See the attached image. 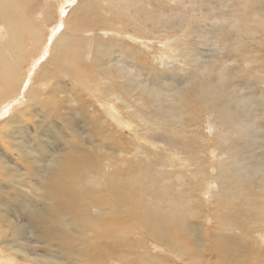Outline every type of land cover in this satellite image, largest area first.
<instances>
[{
    "label": "rangeland",
    "instance_id": "1",
    "mask_svg": "<svg viewBox=\"0 0 264 264\" xmlns=\"http://www.w3.org/2000/svg\"><path fill=\"white\" fill-rule=\"evenodd\" d=\"M85 1L33 0L25 12L28 19L32 17L40 25H43L41 17L45 18V14L49 15L48 18L51 20L42 26L46 32V39L41 44V48L40 45L30 46L32 61L25 66V77L18 85L17 92L0 104V130L8 129L5 121L14 113L20 120L19 124L24 123L25 126L20 129L21 131L18 130L20 137L14 141L0 133V143H3L6 149L3 153L6 158L0 156L2 161L0 162V174L4 173L3 175L6 176L0 175V184L2 185L0 195L4 194L7 202L4 207L8 206V209L2 210L0 213V264H44V261L52 260H49L50 257H54L58 264H140L142 259L148 262L151 258H153V264H198L191 262L193 259L199 260L201 264H215L216 262V264H264V247L257 239L258 234L264 235V225H260L263 229H259L257 223L244 220L242 223H248L249 226L242 229V225L232 222L229 215L221 214L228 211L224 202L232 191L238 194L231 215L242 210L238 202L246 201L243 195L252 193L246 202L247 206H245L252 212L255 209L256 212L258 207H262L260 202L264 205V180L261 177L264 176V110L262 108L264 103V42L259 41V39L264 40V31H262L264 28H260V25L264 23V0H115L114 6L108 4L107 0L105 3H103L104 0H99L101 2L97 1L96 13L94 11L92 13L90 10L89 24L83 26L82 19H86V15L73 18L75 12L72 9L80 3L85 4ZM67 22H71L69 24L72 27L76 26L75 24H80L79 27L85 30L81 35L82 39L79 38V41L71 45L73 50L76 48L73 46L82 45L83 48L79 49L81 54L77 55L75 51L70 50L69 58H67L69 63L65 64L71 68V71H76V73L78 71V74L68 71L65 75L61 71L54 70L53 66L51 77L39 80L40 68L48 60L54 40L63 32ZM246 27L259 29L256 30L259 33L252 32L250 34L249 31H244ZM238 30L241 32L238 33ZM120 31L123 36H126L124 47L127 49L134 43L132 41H136L137 51L135 53L126 52L127 54L121 51L120 56V46L115 45L118 50L112 52L113 56L110 57L112 63L109 65L113 69L120 68L119 73L123 74L121 77L123 80L118 77V79L110 78L109 82L114 80V85L109 82L106 85L118 88L119 82H125L127 78L134 75V91L130 94L133 97L120 91L123 96L129 97L136 107V111L119 110L118 113L126 123L125 126H117L118 124L112 117L108 115L106 117L99 105L94 104L88 92L83 89L84 85L86 87V83L84 84L86 79L83 80V78L93 79L91 80L93 83L101 82L104 80L105 74H110V71L107 72V67L99 65L104 63L105 56L103 52L99 55L100 52L94 49L96 36L109 37L117 35ZM130 35L135 38L132 39L129 37ZM237 37L238 39L241 37L242 45H236L234 42ZM167 45L172 49L165 47ZM84 49L85 51L89 50L86 57ZM94 53L98 60L93 57ZM161 55L162 57L167 55L170 58H162ZM131 61L134 65L131 64ZM32 62H35V65ZM124 77L126 78L124 79ZM76 81L82 82V87ZM210 84L215 86L212 91V99L215 94L223 96L222 101L230 98L236 101L239 99L236 103L244 114L241 112L243 115L237 120L239 121L237 123L244 125L242 131L245 136L238 132L242 131L234 122L229 126L220 125V120L210 114L211 111L208 109V111L206 109H203L204 112L201 111V120H204L197 124L194 123L196 120L191 118L180 120L177 119L179 113H171V110L177 111L179 104L184 102L182 98L187 97V93H191L200 86L203 88ZM58 86H64L70 90L69 92L72 91L74 95H79V98H82L81 100L86 103L70 104L67 101L70 99V93L58 92ZM29 92H32L33 95L31 96ZM204 92L207 93L208 89ZM51 98L52 100H50ZM51 101L53 102L52 106L49 104ZM188 102L195 106L194 102ZM231 103L233 104V102ZM32 108L37 110L33 111ZM216 115L219 114L216 113ZM142 116L148 121L154 122L155 126L151 124V127L147 121H140ZM109 117L112 119L110 120ZM37 120L39 121L38 126L36 125ZM131 120L136 122L134 126H132ZM248 124L250 130L246 133L244 129ZM62 125L65 126V129ZM196 125L197 127H195ZM82 128L91 132H86ZM183 129L187 133L195 131L186 135L180 134V130ZM132 132L134 133L132 134ZM67 135L71 139L70 143H67L65 138ZM147 135L160 146L164 144L166 149L165 152H159L156 155L158 157H153L154 159L139 161L137 155L139 154L141 157L140 151L143 149L140 144H144L139 142L140 137L144 136L148 139ZM82 138L90 146L84 145ZM21 141L26 142L29 147L27 150L29 155L26 156H30L32 159L28 163L23 160L27 157L16 159L12 154L14 147L10 142L19 144L22 143ZM184 142L194 144L196 153H192L193 158L190 160L187 154L179 151L176 161L169 157L167 159L168 150L171 152L169 145L172 144L173 148L176 147L180 150L181 144ZM41 143L44 145L43 149L46 150V153L45 155H36L35 150L39 146L41 147ZM232 144L236 145V149ZM69 145L83 146L86 150L85 157L89 159H94L97 154L103 156V153H109L110 157L106 161L112 171L117 167L128 169L126 172H122L123 174H121V169L114 172L116 180L124 183H132L133 177L136 176L138 179V176L143 177V174L149 171L145 182L146 186L150 185L151 188L147 192L145 191L147 194L144 192L143 195L139 191L136 193L144 199V202H147V205H160L161 210L165 208L170 211L176 208L171 202L165 203L168 198L173 197L171 199L183 202L182 214L185 222L198 228L195 231L190 230V232L181 228L175 230L172 236L177 240L180 238L179 241L181 240L188 248V253L173 254L166 252L167 250H163V248H153V238L143 230L133 231L129 239L124 244L122 243L123 245L117 251L113 246L114 239L103 236L101 231H98L99 228L102 229L100 226L95 227L97 228L95 230V228L84 229L85 225H83L79 227V230H82L80 234L79 231L68 229L67 220L72 219L75 215H78V218L83 216L84 219H89L91 214L94 216L98 212L96 207L90 206L84 212H80L81 189L79 186L77 192L73 193L75 195L71 202L59 203L61 201H58L51 191L49 192L48 187L51 182L50 179L48 180V164L51 165L61 151H67ZM135 145L141 146L139 151L136 150L137 146ZM144 148L151 150L148 144H145ZM112 150L122 151L121 156H113ZM235 151L239 152L243 165L237 166V161L231 163L232 165L225 163L229 155ZM0 152H2L1 149ZM78 154L75 153L76 156ZM169 154L171 156L172 153ZM198 157H201L202 160L198 161ZM172 161L176 163L168 168V170H172L171 173L167 176H157L155 184H150V176H154L155 167L160 173V169ZM182 161L188 165H184L182 169L179 168L183 171L180 172V175L176 167H179ZM137 162L141 164L140 167L136 165ZM6 166L8 170H6ZM79 169L82 171L81 176L78 174V182H81L82 185H86L87 182L95 184L97 180L93 179L100 178L101 191L107 195L109 183H105V186L102 187L103 181L107 179L105 167L101 170L91 171L87 163H82ZM241 172L251 174V181L257 185L241 181L249 179ZM240 176H243V179L239 180ZM163 177L167 179L165 184L168 188L167 192L161 189L164 186L160 184ZM104 178L105 180H103ZM58 179H61L62 182L70 181V175L65 174ZM157 182L160 186L156 184ZM155 186L160 188L157 189ZM227 187L232 189H225ZM154 188L156 191L153 192ZM85 191L88 192V189L85 188ZM163 192L164 194H162ZM258 203L261 205L258 206ZM3 213L7 218L10 215L12 218L10 223L16 225V234L11 238L7 236L10 226L2 218ZM219 213L222 218L225 216L229 218L228 224H217L216 217ZM84 214L88 216H84ZM51 215H54L56 219L48 220ZM120 216L122 220L124 218L132 220V217L126 213H122ZM239 229L242 231L240 232ZM53 233L56 238L49 237L48 234ZM10 239H12V243H7ZM134 240H142L146 245L145 247L141 246L143 250L140 247L137 254L129 252L137 245L136 242H133ZM82 242L84 245L80 244ZM103 243L106 247L100 251L98 245ZM149 253L155 254L149 258ZM79 254L85 256L80 257ZM114 254L117 257H114ZM88 257L92 263L86 262Z\"/></svg>",
    "mask_w": 264,
    "mask_h": 264
},
{
    "label": "bare ground",
    "instance_id": "2",
    "mask_svg": "<svg viewBox=\"0 0 264 264\" xmlns=\"http://www.w3.org/2000/svg\"><path fill=\"white\" fill-rule=\"evenodd\" d=\"M97 1L101 2L99 0H86L85 4L80 3L77 6H75L72 9V11L75 12V14H73V18H75L76 16H79V15H80V17L86 15V19H82V23L81 24H83V26H84V24L88 25L89 24L88 20L91 18V14L89 12H90V10H92V13H93V11L96 13ZM107 1H108V4H110V5H113L116 2L115 0H107ZM32 2H33V0H0V104L4 100H6L10 95L12 96V94H15L17 92L18 85L20 83H22V80L25 77L24 76L25 66L28 65L29 63H31L30 61H32L31 58L33 57L32 55H30L32 53L31 47H33V45H40V48H41V44L44 43L45 42L44 39H46V37H45L46 36V32H44L42 26L47 24L49 22V20H51V18H48L49 15H47V14H45L47 18L46 17L45 18L41 17L43 25H40V24L36 23L33 20L32 17H31V19H28L25 16V12L29 8V6L32 4ZM103 3H105V0H104ZM102 7H100V8H102ZM117 8H118V6H117ZM69 23H71V22H67V25L65 26L64 30H62L63 32L62 33L60 32L61 34H59L55 38V40H54L55 42L53 43V46L51 47V50H50V53H49V58L40 68V71H39V74H38L39 80L46 79V78L49 79V77H51V75H52V67L53 66H54V70L61 71L65 75H67L68 71H71V68L68 67V65H65V64L69 63L67 61V58H69L68 53H70V50H73L71 45H73L77 41H79V38L82 39L81 35L83 34V32L85 30L83 28L79 27L80 24L79 25L75 24L76 26L72 27L71 24H69ZM256 23H258V22H256ZM248 27H246L244 31H249L250 34L252 32L254 34L259 33V31H256V30H259V29H256V28L248 29ZM260 28H264V23L260 25ZM239 31L241 32V30H238V33H239ZM262 31H264V30H262ZM122 34H121V31H120L117 35H110L109 37H103V36H99V35L96 36L97 38H95V40H94V49H96L98 52H100V53H98L99 55L101 54V52H103L104 56H105L103 58V62L104 63H101L99 65H103L104 67H107V70H108L107 72L110 71V74L109 75L105 74L104 77L102 76L104 78V80L103 81L100 80L101 82H94L93 83L91 81L93 79L90 80L88 78H83V80L86 79V82H84V84L86 83V87L84 85L83 89L86 92H88V95H90L93 103L94 104L96 103L97 106L99 105L101 110L106 114V117L108 115V116H110V117H112L114 119V121L118 124L117 126H125L126 125V123L121 119L120 114L118 113L119 110L120 111H122V110H125V111H128V110L136 111V107L132 104V102L129 99V97H125V96H123L120 93V91H123V93L126 94L127 96H130V94H132V92L134 91L133 84L135 82V80L133 78L134 75H132L129 78H127L126 79L127 81H125V82H122V81L119 82L120 84H119L118 88L115 87L116 89L112 85H111V87L107 86L108 84L106 85V83H108L110 81V78L111 79L112 78H117V77L121 78L123 76L122 73H119V71H120L119 69L120 68L113 69L109 65L110 63H112L110 61V57L113 56L112 52L114 50H118V49H116L115 45L120 46V49H119L120 50V54H119L120 56L122 54L121 51H123L125 53L126 52L127 53H135L137 51L136 41H132L131 40L134 43L131 44L127 49H126V47H124V42H125L124 39L126 38V36H123ZM250 34H247V35L251 36ZM111 36H115V37L112 38ZM129 37H131L132 39L135 38L132 35H130ZM240 38L239 39H238V37L235 38L234 42L236 43V45H242L243 44V41H241ZM112 41L116 42V43L114 44ZM259 41L264 42L263 39H261V40L259 39ZM89 44H91V43H89ZM145 46H147V44H145ZM73 47H76L75 50H73V51H75L77 55H78V53L80 55L81 54L80 50H81L82 45L73 46ZM112 47H115V48H112ZM165 47H167L170 50L172 49L171 47H169V45H167ZM88 48H90V45H88ZM30 50H31V52H30ZM84 51H85V49H84ZM87 51H89V50H86L84 52L85 57L87 55ZM36 53H34V54L36 55ZM94 55H93V57L98 60V58L96 57L95 53H94ZM161 57H162V55H161ZM163 57L170 58V56H167V55H163ZM115 59H117V58H115ZM74 60H76V59H74ZM129 60H131V59H129ZM36 62H37V60H36ZM99 62H100V59H99ZM125 62H127V61H125ZM34 63H33V65H35ZM131 64L134 65L133 62ZM30 65H32V64H30ZM123 67H125V66H123ZM128 71L130 72V70H128ZM71 72L73 74H78V71H77V73H76V71H71ZM53 76H54V74H53ZM126 77H124V79ZM97 78H99V77H97ZM76 79H78V78H76ZM99 79H102V78H99ZM44 81H47V80H44ZM113 81L111 83H113ZM76 83L79 86L82 87V82L76 81ZM114 83H113V85H114ZM221 83L223 84L224 82H221ZM54 87H55V85H54ZM111 88H114V89H111ZM214 88H215V86L214 85L211 86V84H210V85H207V87L205 86L203 88L200 86V87L196 88L194 91H192L191 93H187L186 94L187 97L182 98V100L184 102L182 104H179V107H178L177 111L171 110V113L172 114L179 113L178 116L177 115L176 116H177V119L179 118L180 120L185 119V118L186 119L187 118H191L193 120H196V122H194V123L197 124V123H201L204 120V119L201 120V111L203 109H206V110L208 109V110L211 111V112H209L210 114H212L214 117H216V118H218V120H220V125L229 126L231 123L234 122V124L237 125L238 128L242 131V127L244 125L237 123V122H239L237 120L244 114L243 110H241L238 107V105H237L239 99L236 101L235 99L230 98L229 100H223L222 101V99L224 97L223 96H219L218 94H215L214 99H212L213 98L212 91H213ZM54 89H56V88H54ZM57 89H58V92H65V93L67 92V94L70 93V97H69L70 99H67V101L70 102V104L71 103H73V104L74 103L75 104H84V103H86L84 100L83 101L81 100L82 98L81 99L79 98V95H74L72 91L69 92L70 90L66 89L64 86H60V87L58 86ZM207 89H208V92L207 93L204 92ZM30 95L32 96L33 93L31 92ZM152 96H153V93H152ZM130 97H133V96L131 95ZM149 97H151V96H149ZM50 100H52V98ZM188 101L194 102L195 106H193L192 103L191 102L189 103ZM231 102H233V104ZM51 103H53V102L51 101L49 104L51 105ZM114 104H116L118 106H115ZM46 107H48V106L46 105ZM230 107H234V108H230ZM262 108L264 110V103L262 104ZM32 110L36 111L37 109H35V108L33 109L32 108ZM203 112H204V110H203ZM241 112H243V114ZM216 113L219 114V115H216ZM185 115L187 117H184ZM245 115H246V113H245ZM250 115H252V114H250ZM112 118H110V120ZM19 121L20 120L18 119L17 115L14 113L13 115H11V117L9 119H7L5 121L6 127H8V129L6 131L1 129L0 133H3L4 134L3 136L6 137V138L8 137L11 141H14L15 139L19 138L20 136L18 134L19 133L18 130H20L21 128L25 127L24 123L22 122L23 124L20 125ZM114 121H113V123H114ZM140 121H143V122L147 121L149 123L148 124L149 126H151V124L153 126H155L154 122H152L151 120L148 121L143 116L140 118ZM179 121H177V122H179ZM36 123H37L36 125L38 126L39 121L37 120ZM131 124H132V126H134L136 124V122L131 120ZM131 124H129V125H131ZM107 125H109V124H107ZM17 127H19V128H17ZM63 127L65 129V126H63ZM63 127L60 128L61 131L63 130ZM195 127H197V125ZM248 127H250L249 124L244 129L246 133H247V131L250 130V129H248ZM82 129H84L86 132L87 131L91 132L89 130H86L85 128H82ZM175 130L177 131V129H175ZM194 131L195 130H192L191 132L187 133V131L185 129H183V130H180L179 133L186 135V134H189V133H194ZM238 132L242 136H245L243 131L242 132L238 131ZM133 133L134 132H132V134ZM82 134H84V133H82ZM147 136H148V139H146L144 136L140 137V141L139 142L144 143V144H140L143 147H141L139 145H135V146H137V148H136L137 151H139L140 147L144 149V150L141 149V151H140V155H141L142 158L139 156V154L137 155L139 161H141L142 159L151 160L153 157H158L156 155H158L159 152H161V151L165 152V149H166L164 144L162 146H160L157 142H155L153 139H151V137L149 135H147ZM65 138L67 140V143L71 142V139L68 138V135ZM84 138H82V141H83L82 143L84 145L90 146V144L86 143L85 139H87V138H85V139ZM225 142H226V140H225ZM17 143L10 142L12 147H14V153H12L13 156L16 159H18V158L23 159V158L27 157V159H23V160H25V162L28 163L32 159L30 156H26V155H29L28 151H27L29 147H27L26 142L25 143L22 142L23 144L22 143L17 144ZM246 143H248V142H246ZM145 144H148L151 147V150L145 149L144 148ZM232 145L236 149V145H234V144H232ZM252 145H254V144H252ZM169 146H170L169 149H171V152L168 150L167 159L169 157L171 159H174V161H176V158H178L179 151H181L182 153L187 154L188 157L190 158V160L193 158L192 153H194V154L196 153L195 152V146L192 143H185V142L182 143L180 150H178L175 146H174L175 148H173L172 144H170ZM43 147H44V145L41 143V147L39 146V148L37 150H35L36 155H41V154L45 155L46 150L43 149ZM0 149L2 150V152H0V156L5 157V155L3 153H5L6 149L4 148L3 143H0ZM187 149H191V150L188 151ZM85 151L86 150H85V148L83 146L78 147V146L69 145L67 151H65V150L61 151L59 153V155H57L54 158L52 164L51 165L48 164V167H49L48 180L50 179V182H51V185H49L48 189H49V192L51 191L52 195H55V198L58 201H61L59 203H63V201H70L71 202V200H73V197L75 195L73 193L77 192V187L79 186V188L81 189V194H80V198H79V200L81 201L80 202L81 205L79 204V206L81 207V209H80L81 211L80 212H84L85 209L88 206H90L92 208L96 207L98 209L97 214L94 215V216H92V214H91L89 219L88 218L84 219L83 216L81 218H78V215L77 216L75 215L72 219H68L67 220V228L68 229H70L72 231H79L78 233L80 234L82 230H79V227H82L83 225H85L84 229H89V228L92 229V228H95L97 226H100V227H102V229L99 228L98 231H101L103 236H106V237L114 239L115 243L113 244V246H114V248L116 247L115 249L117 251H119L120 246L123 245L124 242L129 239V236L131 235V233L133 231L137 232V231L143 230V231H145L147 234H149L153 238V242H154V243L152 242L153 248H155V249L156 248L157 249L163 248V250H167L166 252L173 253V254H175V253H177V254L178 253L179 254L180 253H188V248L183 244V242L181 240L179 241L180 238L177 240V239H175L172 236L175 230H178V229H181V228H183V230L184 229L188 230L189 232H190V230L191 231H195L198 228L195 225H194V227H195L194 228L191 224H188V223L185 222V219H184L183 214H182L183 213V209L182 208L184 206L183 202H179V201L177 202L175 199H171L173 197L166 199L165 203L166 202H171L174 206H176V208L174 210H170V211H167L165 208H164V210H161L160 209L161 208L160 205H151V204L147 205L146 204L147 202H144L143 201L144 199L139 197V195L136 192L139 191L141 194L144 195V192L145 191L147 192L151 188L150 185L146 186V182H145V180H147V178H148V173L147 172H149V171H147V172H145L143 174L144 178L141 177V176H138V174H137L138 179L136 178V176L133 177V178L131 177L132 178V181H131L132 183H130V182L124 183V182H122L120 180H116L115 173H114V172H118L119 169H121V168H119V167L113 168L112 167L113 168V171H112L110 165L107 164L108 161H106V159L107 160L109 159V157H110L109 153H103V156H102V154L101 155L100 154L96 155V153H95L96 157H94V159H89L88 157H85L86 156ZM149 152H151V153H149ZM75 153L76 154L79 153L78 156H76ZM111 153L115 157H120L121 154H122V151L120 152V150H112ZM169 153H172L171 156H170ZM238 153L239 152L235 151L232 154H230L229 158L227 159V161L225 163L227 165L228 164L232 165L231 163L237 161V166L243 165V160H242L241 157H239ZM118 154H119V156H118ZM106 156H108V157H106ZM198 158H199L198 161L202 160L201 157H198ZM86 159H89V160L87 161ZM38 160H39V158H38ZM103 160H104V162H103ZM154 161H157V160H154ZM0 162H2V161L0 160ZM42 162H43V160H42ZM82 163H87L88 167H89V169L91 171L92 170H96V169L101 170L104 167L106 168V177H107V179L106 180H105V178L103 179L105 181H103L102 187L105 186V183H107V182L109 183L108 188H107V195H104V193L101 191V188H100V186H101L100 184L101 183H100V180H99L100 178H94L93 179V180H97V182L95 184L87 182L86 185H82L81 182L77 181L79 179V175L81 176V171L82 170L79 169V168L81 167ZM109 163H110V161H109ZM175 163L176 162L172 161L171 163H169V165L165 164L164 168L160 169V173L157 172V167H155V172L153 173L154 176H150V184H155L156 178L159 175L160 176L169 175L172 170H168V168L172 167V165H174ZM177 163H179V162H177ZM136 165L140 167L141 164L139 162H137ZM184 165H188V164H186V162L182 161L181 165L179 167H176V169L179 170L180 167H181L180 169H182V167H184ZM188 167H187V169H188ZM5 168H6V170H8L7 166ZM26 169H27V167L25 168V170ZM187 169H186V171H187ZM225 169H226V165H225ZM127 170L128 169H124V168L121 169V174H123L122 172H126ZM181 171L182 170H179V172L177 171L178 174H180ZM241 173L246 175L249 179L248 180H241V179H243V176H240L238 178L239 180L245 181V182H250L253 185H257L255 182L251 181V176H252L251 174H247L248 172L247 173L241 172ZM3 174L4 173H1L0 175L4 176ZM65 174L70 175V181H63L62 182L61 179H58L61 176H64ZM4 177H6V176H4ZM219 177H220V174H219ZM261 177L264 180V176H261ZM223 178H225V177H223ZM162 179L163 180H162V182L160 184L164 185V186H162L161 189H163L164 192H167L168 188L165 185L167 183V179L165 177H163ZM178 179H180V178H178ZM120 182H122V183H120ZM156 184H158L160 186L159 182H157ZM262 184H263V182H262ZM159 186H157V187L155 186V187L158 189V188H160ZM1 188H2V185L0 184V190H1ZM85 188L88 189V192L85 191ZM156 188L153 189V192L156 191L155 190ZM225 189L231 190L232 188L227 187ZM233 189H235V188H233ZM251 189H252V187H251ZM21 192H23V191H21ZM160 192H162V191H160ZM164 192L162 194H164ZM237 194L238 193H236L235 191H232L229 194V197H227V200H225V202H224L226 204L227 208H228V211L227 212L225 211V213L222 212L221 214L222 215H229L231 217V221L232 222L240 223L242 225V229L247 228L249 226L248 223H242V221H244V220L245 221L249 220L252 223H257L259 229H263L262 227H260V225L261 226L264 225V223H263V221H264V205H263V203L260 202L262 204L263 208L262 207L261 208L258 207L256 212H255L256 209L252 212V210H249L248 208H245V206H247L246 202L250 198L249 195L250 194L252 195V193H250L249 195H243L244 199L246 201L241 200V202H238V203H240V207H241L242 210L241 211H237L235 215H231L232 211H233V207L235 205V200H237V198H236ZM176 197H178V196H176ZM256 201H257V199H256ZM5 204H7V202H6L5 198H4V194H3V196L0 195V213H2V210L5 211V209H8V206H7V208L4 207V206H6ZM261 204H259L258 206H260ZM68 207H70V206H68ZM122 213H126V214L130 215L132 217V220H125V218H124V220H122L120 218L121 217L120 215ZM168 213H170V214L167 215ZM221 214L219 213L217 215V217L218 218H222ZM84 216H88V215L84 214ZM211 217H213V216H211ZM217 217H216L217 224L224 225V224H228L229 223V218L227 216H225L222 219H218ZM2 218L4 219L5 222L8 223V226H10L7 236H9L11 238V236L16 234V229H15L16 225H14L13 223H10V219H12L10 217V215H9V218H7V216L4 215V213H3L2 214ZM50 219L51 220H55L56 217L54 215H51L48 220H50ZM239 221H241V222H239ZM32 224H33V222H32ZM97 228H95V230H97ZM242 229L241 230L239 229L240 232L242 231ZM169 231H170V233H169ZM48 235H49V237L56 238L55 233H53L51 235L48 234ZM61 235H63V234H61ZM93 235L95 236L96 233L93 234ZM43 237H45V236H43ZM185 238H187V237H185ZM257 239H258V242L260 244H263V247H264V235H262V233L258 234ZM4 241H6V240H4ZM133 242H136L137 245H135L134 248L130 249L129 252H131V253L134 252V254H137V251L140 249L141 246H144V247L146 246L143 243L142 240H134ZM7 243H12V239H10V241H7ZM63 243H64V241H63ZM254 243H256V242L254 241ZM80 244H83V242L80 243ZM185 244H187V243H185ZM260 244H259V246H262ZM52 245H53V243H52ZM98 247L100 248V251H103V249L106 247V245H105V243H103L102 245H98ZM141 249H142V247H141ZM69 250H70V248H69ZM117 251H115V252L117 253ZM86 252H88V251H86ZM65 253H66V251H65ZM49 254H50V252H49ZM154 254H150L149 258L151 257V255H154ZM79 256L83 257L85 255L82 256L81 254H79ZM114 257H117V256H115V254H114ZM118 258H119V256H118ZM146 258H148V257H146ZM49 260H51V261H48V260L44 261V264H58V262L55 261L54 257H50ZM195 260L196 259H193V261H191V262L201 264V262L199 260L198 261H195ZM77 262L80 263L79 261H77ZM86 262L92 263V260L88 257V259H86ZM140 264H153V258L149 259L148 262H145V259H142ZM171 264H173V263H171Z\"/></svg>",
    "mask_w": 264,
    "mask_h": 264
}]
</instances>
